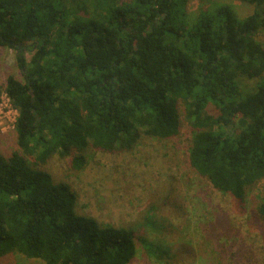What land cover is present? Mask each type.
I'll return each instance as SVG.
<instances>
[{
  "label": "trees",
  "instance_id": "obj_1",
  "mask_svg": "<svg viewBox=\"0 0 264 264\" xmlns=\"http://www.w3.org/2000/svg\"><path fill=\"white\" fill-rule=\"evenodd\" d=\"M238 1L244 20L225 3L190 22V0H0L23 78L5 84L19 116L18 149L0 153V264H131L139 244L169 263L137 228L80 213L67 177L184 127L189 167L236 207L261 189L264 222V0Z\"/></svg>",
  "mask_w": 264,
  "mask_h": 264
},
{
  "label": "rangeland",
  "instance_id": "obj_2",
  "mask_svg": "<svg viewBox=\"0 0 264 264\" xmlns=\"http://www.w3.org/2000/svg\"><path fill=\"white\" fill-rule=\"evenodd\" d=\"M225 3L241 20L254 11L238 0H190V22L202 8ZM259 40L264 46V32ZM26 57L30 61L32 55ZM10 76L23 80L16 52L0 47L2 92ZM244 84L251 88L253 82ZM3 96L0 153L9 156L18 149L12 128L17 112ZM190 142V131L184 127L169 141L142 138L128 153L93 154L84 170L67 177L79 195L80 213L103 225L137 228L152 247L169 251L170 262L160 264H264V222L257 212L261 189L244 208L236 207L189 167ZM139 250L131 264H159L140 244ZM2 264L42 263L10 255Z\"/></svg>",
  "mask_w": 264,
  "mask_h": 264
},
{
  "label": "built area",
  "instance_id": "obj_3",
  "mask_svg": "<svg viewBox=\"0 0 264 264\" xmlns=\"http://www.w3.org/2000/svg\"><path fill=\"white\" fill-rule=\"evenodd\" d=\"M3 95H5V97L8 99V102L11 104V101H10V98L8 97V95L6 94V92H2V94H1V98H0V104H1V102H2V100H3ZM11 106H12V104H11ZM12 108H13V106H12ZM14 109V108H13ZM15 110V109H14ZM16 111V110H15ZM17 112V111H16ZM8 115L9 114H7V118L10 120V118L8 117ZM18 116H19V114H18V112H17V117H16V119L14 120V124H13V126H12V128H13V130L15 131V125H16V121H17V118H18ZM2 127V124L0 123V128ZM1 130H3L2 128H1Z\"/></svg>",
  "mask_w": 264,
  "mask_h": 264
}]
</instances>
